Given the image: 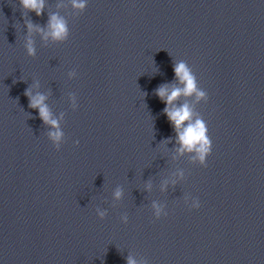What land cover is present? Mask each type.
<instances>
[{"label": "clouds", "instance_id": "obj_1", "mask_svg": "<svg viewBox=\"0 0 264 264\" xmlns=\"http://www.w3.org/2000/svg\"><path fill=\"white\" fill-rule=\"evenodd\" d=\"M19 4L22 9L28 12H34L37 16L43 14L44 0H19ZM72 6L83 12L87 7V0H72ZM26 27L29 34H31L33 30L39 31L43 34L45 40L51 38V40L58 43L66 42L70 35L66 20L57 14H53L49 17L46 25L47 30L33 25L31 21L26 23ZM25 48L29 56H34L36 54L34 43L30 35L27 39ZM173 70L175 78L181 86L161 85L156 89V95L166 105L163 111L176 132V141L179 145L177 152L179 154H184L185 152L193 154V161L198 162L201 167H207V158L211 155L213 148L212 140L208 134L209 129L207 122L195 112L193 104L188 102H177L180 97L183 96L193 98L194 103H199L201 101L206 103L208 94L200 87L196 74L186 61L180 60L174 62ZM76 75V72L69 73L70 77H76ZM34 86L38 85L30 86L25 90L24 94L29 99V107L37 109L40 119L44 124L50 126V130L47 133L48 139L52 142L54 148L59 151L64 141V132L60 128V119L63 118V114H61L60 118H55L48 105L45 103L47 97L40 93L33 94L32 87ZM72 101L75 110L78 106L75 96L72 97ZM75 143L78 145L79 141ZM181 175H183V173H181ZM121 195L122 193L119 189L114 193L116 199H119ZM200 206V201L196 198L188 205V208L189 210L199 209ZM152 207L156 219L167 216V212H164L161 206L153 203ZM96 215L103 220L107 212L106 210L97 208ZM121 221L127 223L128 217L126 215L121 217ZM126 264H137V261L131 256H128Z\"/></svg>", "mask_w": 264, "mask_h": 264}]
</instances>
